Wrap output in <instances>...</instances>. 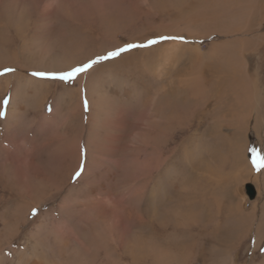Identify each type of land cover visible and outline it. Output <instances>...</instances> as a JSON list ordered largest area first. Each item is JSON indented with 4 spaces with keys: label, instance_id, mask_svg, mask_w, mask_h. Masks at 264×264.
<instances>
[{
    "label": "bare ground",
    "instance_id": "bare-ground-1",
    "mask_svg": "<svg viewBox=\"0 0 264 264\" xmlns=\"http://www.w3.org/2000/svg\"><path fill=\"white\" fill-rule=\"evenodd\" d=\"M12 2L10 4L0 0V28L4 31L0 33L1 67L11 64L30 70H61L92 58L94 54L86 49L89 42L86 35L89 25H85V21L94 20V16L101 18L107 15L102 8L103 0H88L89 4L81 5V8H72L66 4L62 17L74 22L77 25L76 30L72 33L64 31L54 40L51 39L50 32L46 34L39 32L40 26L31 22V16L36 12L38 4L43 3L40 21L41 18L44 24L48 21V30H50L53 9L61 4V0H13ZM145 2H148L146 4L148 12H145L148 20L154 15L163 17L149 27L150 31H155L156 36L184 34L191 40L190 43L166 42L152 48L132 51L105 64L95 65L86 74L85 88L90 109L87 120L83 112L81 95V80L84 76L78 79V87L62 86L63 91L59 93L56 107L50 109L51 113L56 110L52 116H48L43 108L52 95L50 89L52 82L37 80L19 72L12 76L1 77V93L9 88L12 79L15 81L13 89L15 100L9 105L12 107L9 108L4 122L7 123L9 132L19 130L22 126V114L31 106L28 105L26 108V105L34 103L37 109L34 112L43 108L42 122L51 125L54 123L52 117H59L61 115L59 109L63 108V105L66 106L67 116H64L62 124L66 125L64 128L67 134L62 140L78 135L80 130L78 141L82 134L85 133L87 136L85 144L89 162L84 175L86 173L88 175L93 167L99 169L102 162L108 157H113L114 154L134 153V160L132 163L130 161V165L135 167L136 173L138 170L141 172L144 191L136 188L139 192L134 189L131 192L134 198L148 203L147 208L149 213L153 214L151 216L155 221H143L132 225L122 224L114 218L105 222L101 219L89 223L84 221L86 228L93 235L92 238L101 240V243L108 238L111 244H103L107 246L103 249L108 250L113 245L114 252L119 253L120 257L127 261L126 264H194L199 259L205 261V264H223L229 257V247L233 243L230 240L232 236L236 241L233 244L238 245L249 237L252 231L256 232L258 238L264 234V169L253 173L248 164L249 125H252L249 123L252 122L253 128L259 130L257 123L260 114L264 111V91L256 74L250 75L247 57L259 52L264 42V35L255 33L257 36L252 40L247 39L248 37L240 39L245 35L246 30L230 27V21L236 15L231 14L230 2L225 0H146ZM252 2L257 5L252 7L254 10L249 14L251 26H261L262 8H259L258 0ZM27 17H30L29 20ZM53 26L56 29V26ZM202 28L208 30L202 31ZM112 34L114 32H110L105 40L111 42ZM98 37L96 36L97 40ZM209 37L210 40L205 46L195 42V39ZM232 37L234 40L230 41ZM146 39L147 36L140 41L144 42ZM130 40L137 42L138 39L132 37ZM98 48L102 49L101 46ZM18 100L21 103L18 104ZM206 114L208 117L211 115L209 119L212 120L209 121L211 123L207 128L208 132L205 133L209 137L208 140H205L204 138L208 137L201 135L200 132L192 134L187 131L194 121L202 119ZM185 131L187 135L188 133L192 135L188 136L190 141L186 143L183 140ZM254 133L258 138L259 134ZM199 134L204 138L200 137L202 140L196 142L197 138L194 136ZM68 140L70 144L74 142L70 138ZM191 142L194 146L192 144L190 146ZM188 144L190 147H187ZM132 145L135 147L133 148ZM182 146L187 147L182 151L187 155L180 159L191 160L186 172L178 166L172 167L175 163V155ZM25 149L24 145L17 146V151L20 153H26L28 150ZM29 156L30 154L21 155L16 162L18 161V165L24 164L26 160L30 161ZM10 164L11 162H4L3 168L10 167ZM122 173L120 172V176L123 175ZM38 176L37 172L20 173L10 177V180H2L4 185H0L3 189H7L9 183L11 188H14L13 186L17 185L21 178L24 177L29 184L40 180ZM43 176L47 179L46 175ZM131 176L127 174L128 179ZM112 177L113 175L109 181L107 180V184L113 181ZM2 181L0 180V183ZM247 182H254L256 188L250 183L247 185L248 190L246 188L245 191L244 184ZM93 184L88 185L91 194L96 193ZM168 185L173 187V191L178 192L177 195L175 194L177 197L174 202L170 198L168 201L167 192L172 191ZM121 187L123 188L120 185L119 189H122ZM250 192L260 198L258 203L252 204L251 210L247 208L248 199L254 200ZM259 203L260 222L255 224L258 219L255 210ZM64 209L65 207L61 210ZM20 216V212H15L17 222ZM219 218H223L224 226L229 228L224 230L225 235L231 234L228 240L230 242L228 253L227 251L219 253L215 244L218 236L216 234L221 233L222 229H217V232L211 229L213 224L218 227ZM7 223L6 230H9ZM59 226L50 228L53 236L47 235L39 240L40 246H45L52 239L58 250L59 261L48 260L44 254L41 256L40 253L36 255L18 250L15 251L17 256L15 264H61L64 259L69 263L86 264L81 259V250L77 247L79 245H76L77 241L70 233L72 230L70 226H65L63 223ZM168 228H172L174 233L187 231L192 240L197 238L204 241L205 238H209L207 242L211 241V245L208 249L201 247L198 253L193 254V245L191 248L187 246L185 250V240L184 244H179L181 243L179 241V243L174 241L170 243L162 239L161 232ZM107 231H110L111 235H105V238L103 235ZM35 244L38 245L39 242ZM206 252H209V255H206ZM105 256L106 260H109V254L105 253ZM230 261L231 264H236V259ZM262 262L260 264H264Z\"/></svg>",
    "mask_w": 264,
    "mask_h": 264
},
{
    "label": "rangeland",
    "instance_id": "rangeland-1",
    "mask_svg": "<svg viewBox=\"0 0 264 264\" xmlns=\"http://www.w3.org/2000/svg\"><path fill=\"white\" fill-rule=\"evenodd\" d=\"M4 1L10 4L13 3L12 2L13 0H9L11 2L9 1L7 2V0H4ZM87 1L88 0H61V4L53 9V12H52L53 15L51 17L53 22L50 27V30H48V21L47 22L45 21L46 24L42 23L43 22L42 18L40 21V16L42 15L41 12L43 9V3H39L36 12H34L33 15L31 16L32 18L31 22L40 26L39 32L41 34H46L47 32H50L51 39L54 40L58 38V36H60V34L64 31H68L72 33L73 31L76 30L77 25L74 22L72 23V21H68L64 19V17H62L64 16L63 10H65L66 6L69 5L72 8H78V7L81 8L82 6H86L89 4V2ZM145 1L146 0H103L104 5L102 6V8H104L105 14L107 15L109 14V15L108 16L104 15L105 17L103 16L101 18H99L98 16H94V20L88 19L87 22L85 21V25H89L87 26L86 35H87L88 41L90 42V43L87 42L86 49L88 52L94 54L92 58H94L97 55H100L101 53L102 54L106 53L107 51H109V49L115 50L116 48L121 47V45L122 47H124L127 43H142L140 39L145 38L146 36H147V39L156 37V32L150 31L149 27H151L154 23H156L158 19H162L163 17L154 15L148 20L146 17V13L148 12V7H147L148 5L146 4L148 2L146 3ZM225 1L230 2L231 12H232L231 14L236 15V16H233V18L231 19L230 27L233 29L243 28L241 30H246L245 35H243L240 39H246L248 37L247 39L252 40L258 34L264 35V11H263L264 10V6H263L264 0L262 1L258 0L259 8L260 9L262 8L261 9L262 11L260 12V22L261 24L262 23L263 24L261 26L258 25L255 27L251 26L250 16H249V14L254 10V8L252 7H256L255 5H257V4H253L254 3L252 2L253 0H225ZM260 2L261 4H259ZM10 10H12V8ZM109 10H112V11H109ZM244 11L249 12V13L246 14ZM54 14H55V17H54ZM118 15H119V18H118ZM27 18L29 20L30 17H27ZM104 19L106 20L104 21ZM147 20L150 21V23ZM53 25L56 26L55 27L56 29H54ZM202 29H203L202 31L208 30V28L206 29L202 28ZM1 30L3 29L0 28V33H3L4 31H1ZM54 31L56 32V34ZM110 32L112 33L114 32V34H112L113 40L111 42L108 40H105L106 36ZM96 36L97 37L99 36L98 40L96 39ZM182 36L186 37L188 41H191L184 34ZM132 37L138 39L137 42H132L130 40V38ZM232 38L229 40L230 41L234 40V38L233 39ZM209 40H210V37L199 39V40L195 39V42H200L202 46H205L206 43L209 42ZM219 41H225V40H219ZM98 46H101L102 49H99ZM143 49H147V48L133 49L131 51L122 53L121 56L124 54L130 53L132 51H135V50L137 51V50H143ZM97 51H100V52H97ZM247 57H248V65L250 67V71H249L250 75L256 74V76L259 79L260 87L264 91V42L257 54L253 56H247ZM113 60L104 61L99 64H105ZM5 68H12L14 69V71L9 72L5 75H0V78L6 77V76H12L16 72H19V73H24L26 76L35 78L37 80L52 82V85L50 87V89H52V95L47 100V102H45L44 107H43L45 108L44 112L48 116H52L56 111L55 110L54 112L51 113L50 109L51 107L53 108V106L56 107L57 98L59 97V93L63 89L62 86L65 85L67 87H78L79 86L78 79L81 76H84L83 79L81 80L82 82L81 83L82 85L81 95L83 96L82 105L85 99H87V101L89 99L87 96L86 88H85V82H86V77H87L86 74L80 75L74 82L70 84H65L59 81L40 79V78L32 76L31 73L38 69L30 70V69L18 67L16 65L12 66L11 64H7L2 67L0 66V72H3ZM39 70H44V69H39ZM13 80L14 79H12L11 84L9 85V88L4 90L2 93L0 92V111L4 113L3 116H0V180L1 181L10 180L11 179L10 177L15 176L16 174L18 175H20V173L25 174V173H29L30 171L31 173L37 172L40 180H37L35 182L33 181L28 184V181H26L25 178L23 177V179L21 178L19 180V183H17V185L13 186L15 189L11 188V184L9 183L7 184L8 185L7 189H3L2 186L0 185V227H1L0 228V253H2L0 254V256L2 257L0 258V264H15V261L17 258L15 251H18V250L32 252V254H36V255H39L40 253L41 256H43L44 254V256L48 260L59 261L60 257L58 254V250L56 249L55 244L53 243L52 239H50L45 246H40L39 240L41 239V237H44L47 235L53 236L52 231H50V228L54 229V227L55 228L60 227L59 225H62V223L65 224V226L67 225L70 226V228L72 229V230L70 229L71 231L68 230L67 232L69 233L70 231L71 235L75 238V241H77L76 245H79L77 247H79L81 250L80 251L81 259H83L86 262V264H126L127 261L123 259L122 257H120L119 253L114 252L113 245H111V247L108 250L103 249L107 247V246H104L103 244H106V245L111 244L108 238L105 237V235L106 236L111 235L110 231L104 232L103 236L106 238V241H103L101 243V240L92 238L93 235H91L90 231H88L89 229L86 228L84 221L86 223H89V221L94 222V220L96 219H101V221L105 222L109 219L114 218L115 221H119L122 224L128 223L129 225L139 224L140 222H143V221H153V222L155 221V219L154 218L152 219V216H151L153 214L149 213V210L147 208L148 203L146 201H140L136 197L134 198V196L132 195V192L134 190L138 191V189L136 188H139L140 191L144 189L142 188L144 186V183L142 182L141 172L138 170V172L136 173L134 170L135 167L134 166L132 167L130 165L134 160V157H133L134 153L132 152L127 153V155L129 156L125 155L124 153H121L122 155L114 154L113 157H108L110 159L106 158L104 162H102V165L99 169H97L96 167H93L89 171L88 175L87 173L84 175V171L89 162L87 145L85 144L87 140V136L85 135V133L82 134V136L80 137V140L78 141L80 133H81V130H80L78 132V135L74 137L73 136L66 137L64 141L62 140L63 137L67 134L66 133L67 131L64 128L66 125L63 126L62 124L64 116H67V111L65 109L67 107L64 105H63V108L59 109L61 112V115L59 117L58 116L52 117V120L54 121V123L50 125L49 123L42 122L43 108H41L38 111L39 114L38 112L35 113L34 111H37L35 104L29 102L30 104H27L26 108H28L27 107L28 105H31V106L27 109V111L25 109L24 113L22 114L23 117L21 120V125H22L21 128L19 130H16L15 132L14 131L9 132L7 130V123H5L4 121H5V117L8 114L9 108L12 107L9 105H11L12 101L15 100L14 93H13L15 81ZM4 100L9 101L7 106L3 104ZM19 103H21L20 100H18V104ZM83 112L85 115V119L87 120L90 109L88 108L87 111L84 110ZM230 116L232 117L231 114ZM257 117L259 118V116ZM209 118H211V115L208 117V115L206 114L205 116L202 117V119H198L194 121L190 127V129L191 128L193 129L191 130L187 129V131L192 134H197L200 132L201 135L208 137L205 133L208 132L207 128L209 124L211 123L209 121H212ZM258 120L260 121V122L258 121L257 123L259 130L253 128L252 122L249 123L252 125H249L250 126V131H249L250 145H249L248 164H249V167L252 169L253 173H258V172H256L251 165L250 149L253 147L259 148L261 152L263 153L264 134H262V132H264V126H263L264 125V111L260 114V118ZM254 132H257L259 134L258 136L259 139L256 137L257 135ZM200 134L198 135L199 137L194 136L195 138H197L196 140L194 139L196 142H198L199 140L201 141L202 140L201 138H204ZM190 135L191 134L189 133L187 135L186 131L183 134V140L185 143L190 141V139L188 138V136ZM69 138L72 139V141H74L72 144L69 143V140H68ZM186 138L188 139V141ZM204 139L208 140L209 137L204 138ZM189 144L190 146L191 144L193 145L192 142ZM189 144L187 147H190ZM21 145H24V147L28 150L26 153L25 152L20 153V151H17V146H21ZM132 147L134 148L135 146L132 145ZM187 147L182 146L179 152L176 153L175 163L172 166L173 168L178 166L182 168L184 172H186L187 168L191 164V160L189 159L188 161L187 160L182 161L180 157L187 155L182 152L183 150L185 151V148ZM64 149L65 151H63ZM28 154H30L29 156L30 161L26 160L24 164L19 163L18 165L17 163L18 161L16 162V160H18L17 158H20L19 156L21 155H28ZM117 159L122 160V161H118ZM126 161L128 164L126 163ZM4 162H11L10 167L12 169L10 167L3 168ZM119 164H121L122 166ZM77 172L80 173L79 176L76 175ZM120 172L121 173L124 172L122 173L123 175L120 176ZM131 173H132V176H131ZM127 174L131 176L130 179H128ZM1 175L3 176L1 177ZM43 175H46L47 179H45ZM111 175H113V177L115 178L112 177L111 179H113V181L107 184V182L110 180L109 178L111 177ZM136 179L137 181H135ZM123 180H124V183H123ZM3 181L0 184L4 185ZM89 183L91 184L94 183L93 186L96 189L95 194L89 193V188H90L88 186ZM185 183H187L186 180H185ZM250 183L254 187L256 186L254 182H253L254 184L252 182H247L244 184L245 191H246V188L248 190L247 185H249ZM104 185H105V188L103 187ZM120 185L123 186V188L121 187L122 189H119ZM169 187L172 190L173 187L171 186ZM9 190L10 191L12 190V192H10ZM168 192H167V194H169L167 196L168 201L171 199L174 202L175 198L177 197L176 195L178 194V192L173 191V190L169 193ZM252 198H254V200L248 199L247 208L249 210L252 209L253 203H258L260 200V198L258 199V197L255 194L253 195ZM259 205L260 203L258 204V208L255 210V216L258 218L256 221L257 223L255 224H258L260 222L259 217L261 216V208L259 207ZM64 207L66 210L65 209L64 211L61 210ZM33 209H38V212L35 216L31 214ZM145 210L148 212H146ZM15 212H20L21 214L20 218H18V222L15 218ZM140 212L141 213L143 212V213L141 214ZM200 215L203 218H205V216L202 215L201 213ZM78 221L82 223L83 225L80 224ZM6 223L9 226V230H6ZM15 223L16 224L19 223V224L16 225ZM209 223L210 222H208V224ZM79 224L81 225V227H79L80 226ZM224 224H225L224 219L219 218L218 227L216 228L214 224L212 228L210 227L213 231H216V232H217V229H222V232H221L222 234L221 233L216 234V236L217 235L218 236H217V241L215 244L218 247L217 249L219 253H221L222 251H227L228 253L227 249H228V245L230 244L228 240L230 239L231 234L225 235L226 233L224 230H229V228L227 226H224ZM16 228L17 230H15ZM158 228L160 227L158 226ZM38 230H41V232H38ZM172 231H173L172 228H168L167 230L161 232L162 239H165V241L167 240L170 243H172L173 241L177 243L179 241L181 242V243L178 242L179 244H182L185 240L184 242L185 244L183 243L185 246V250H187L186 249L187 246L191 248V246L193 245L192 246L193 247L192 252L194 251L193 254L198 253L201 247L208 249L211 245V241L207 242L209 238H205L206 240L204 239V241L197 239V238H193L194 240H192L191 239L192 237H190L189 235L190 233H188L187 231H180V232L177 231L179 234L174 233ZM192 233H194V231ZM263 237H264V234L262 237L259 236L260 238L259 239L256 232L252 231L249 237L245 238L241 242V244L238 243V245H236V244H233L236 241H234V237L232 236L230 240H232L233 243L229 247L230 249L229 255H228L229 257L226 263H223V264H231L230 260H234V259H236V264H260L262 261H263L262 263H264V239L262 240ZM78 240L81 243H79ZM37 242H39L38 245L35 244ZM202 251L203 249L201 250V253ZM105 253L109 254L110 256L109 260H106ZM208 253L209 252H206V255H209ZM236 254L238 257H236ZM204 262L205 261L199 259L194 264H205ZM61 264H80V263H73V262L69 263L66 259H64V261L62 260Z\"/></svg>",
    "mask_w": 264,
    "mask_h": 264
},
{
    "label": "snow or ice",
    "instance_id": "snow-or-ice-1",
    "mask_svg": "<svg viewBox=\"0 0 264 264\" xmlns=\"http://www.w3.org/2000/svg\"><path fill=\"white\" fill-rule=\"evenodd\" d=\"M166 42H178L188 44L190 41L182 35H170L162 34L153 38H148L146 42L142 43H127L124 47H118L115 50H109L104 54L95 56L94 58H89L85 62H81L77 65H70L66 69L61 70H36L31 74L34 77L40 79H47L52 81H59L65 84H70L74 82L80 75L87 74L95 65L102 63L104 61L113 60L121 56L122 53L131 51L137 48H152L153 46L161 45ZM14 71L12 68H5L3 72H0V75H5L9 72ZM9 103L8 100H4L3 104L7 106ZM84 110L87 111L89 108V103L87 99L83 101ZM4 113L0 111V116H3ZM251 165L256 172H260L261 169H264V153L261 152L259 148H251ZM77 176L80 175L79 172L76 173ZM38 212V209L32 210V215L35 216Z\"/></svg>",
    "mask_w": 264,
    "mask_h": 264
},
{
    "label": "water",
    "instance_id": "water-1",
    "mask_svg": "<svg viewBox=\"0 0 264 264\" xmlns=\"http://www.w3.org/2000/svg\"><path fill=\"white\" fill-rule=\"evenodd\" d=\"M250 194L252 195V194H253V192H250Z\"/></svg>",
    "mask_w": 264,
    "mask_h": 264
}]
</instances>
